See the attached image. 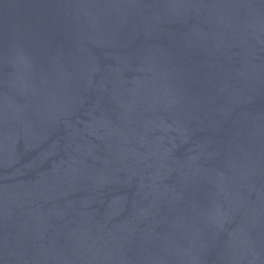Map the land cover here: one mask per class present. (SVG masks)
Segmentation results:
<instances>
[{
    "label": "water",
    "instance_id": "1",
    "mask_svg": "<svg viewBox=\"0 0 264 264\" xmlns=\"http://www.w3.org/2000/svg\"><path fill=\"white\" fill-rule=\"evenodd\" d=\"M0 264H264V0H0Z\"/></svg>",
    "mask_w": 264,
    "mask_h": 264
}]
</instances>
